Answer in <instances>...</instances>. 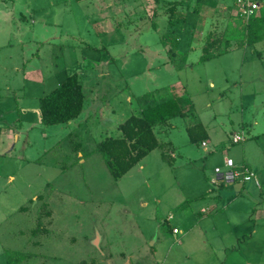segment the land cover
Instances as JSON below:
<instances>
[{"label":"rangeland","instance_id":"374dc122","mask_svg":"<svg viewBox=\"0 0 264 264\" xmlns=\"http://www.w3.org/2000/svg\"><path fill=\"white\" fill-rule=\"evenodd\" d=\"M163 1L0 0V264H264V32L200 62L246 38L233 0H181L172 28ZM72 74L83 112L41 124L39 98ZM169 99L186 116L154 132L172 165L156 149L113 180L97 144ZM227 158L260 187L220 183Z\"/></svg>","mask_w":264,"mask_h":264},{"label":"trees","instance_id":"16d2710c","mask_svg":"<svg viewBox=\"0 0 264 264\" xmlns=\"http://www.w3.org/2000/svg\"><path fill=\"white\" fill-rule=\"evenodd\" d=\"M152 1L156 6H159L162 0ZM173 1H163L165 3L163 6L169 5L166 9L164 8L169 28L173 26L178 6L183 4L181 0ZM155 13L157 14V12ZM235 18L237 22H242L246 38L235 46L225 43L223 51L219 47L220 42L218 39L210 40L202 49L200 62L208 61L214 56L230 51L232 48L251 46L261 41L259 34L264 32V11L261 10L257 17H253L247 22H243L237 17ZM152 27L155 29L156 24L152 23ZM84 98L79 77L76 74L66 77L49 94L39 98L38 109L41 124L51 126L68 124L74 121L83 111ZM185 116L186 113L182 111L176 99L146 105L141 108L138 115L129 116L118 126L119 135L117 137L101 140L97 144L96 152L101 155L112 179L115 181L119 180L156 149L161 151L162 161L172 165L174 161L173 151H170L166 144H161L157 141L154 128L164 127L170 119ZM186 132L190 143L193 144H202L208 138L206 129L200 122L189 125L186 128ZM5 255L9 264H18L22 259L21 254L13 259V254L9 251H6Z\"/></svg>","mask_w":264,"mask_h":264},{"label":"built area","instance_id":"2783aa9c","mask_svg":"<svg viewBox=\"0 0 264 264\" xmlns=\"http://www.w3.org/2000/svg\"><path fill=\"white\" fill-rule=\"evenodd\" d=\"M235 7V14L243 22H247L253 17H257L260 14V4L258 0H233ZM244 137L240 134H235L232 136V144H238L243 142ZM204 146L205 143L203 142ZM225 166L229 168V171L222 175V179L225 181L233 182L235 180H240L242 182L253 181L255 179V173L246 167H241L236 169L233 161L229 158L225 159ZM219 169H215V172L219 173ZM173 233H177L176 229H173Z\"/></svg>","mask_w":264,"mask_h":264},{"label":"crops","instance_id":"0c3cea01","mask_svg":"<svg viewBox=\"0 0 264 264\" xmlns=\"http://www.w3.org/2000/svg\"><path fill=\"white\" fill-rule=\"evenodd\" d=\"M259 4H260V2H259ZM261 10H263V6L260 4V11ZM231 13V12H230ZM232 14V13H231ZM161 102H164V100H162V101H158V102H156V103H153V104H157V103H161ZM152 104V105H153ZM83 112V111H82ZM40 114V113H39ZM27 120V119H26ZM20 122V119H14V121H12V126L11 127H9V129H8V131H7V134L4 136L5 138H12V139H14V137H15V139H18V137H16L15 135V129H16V127H19L18 126V123ZM40 122H41V119H40ZM72 122V121H71ZM71 122H69V123H71ZM68 123V124H69ZM205 143V145L203 146L202 144H201V146L203 147V148H206L207 147V140L204 142ZM156 150H154V151H152L151 153H149L145 158H143L140 162H142V161H144L145 159H147V157H149V155L150 154H152V153H154ZM174 156V155H173ZM160 159H161V156H160ZM139 162V163H140ZM233 164H234V162H233ZM242 167H246V168H249L250 170H252L254 173H255V179L253 180V181H248V182H242V181H240V180H238L241 184H246V183H248L247 185H249V187H250V185H254L255 187H260V185H259V183H258V180H257V174H256V172H255V170L254 169H252L251 167H248V166H246V165H244V166H242ZM134 168L135 167H133L128 173H130L131 171H133L134 170ZM127 173V174H128ZM126 175V174H125ZM223 174H220L219 175V181H220V183L221 182H227V183H231L230 181H225L224 179H222V176ZM250 189V188H249ZM204 212H206V211H204V210H202L201 211V213H204Z\"/></svg>","mask_w":264,"mask_h":264}]
</instances>
